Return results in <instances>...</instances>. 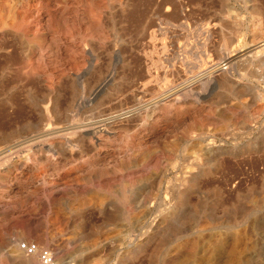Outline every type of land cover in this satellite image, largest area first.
Returning a JSON list of instances; mask_svg holds the SVG:
<instances>
[{"label":"rangeland","instance_id":"374dc122","mask_svg":"<svg viewBox=\"0 0 264 264\" xmlns=\"http://www.w3.org/2000/svg\"><path fill=\"white\" fill-rule=\"evenodd\" d=\"M76 2L77 0H49L48 3L50 5L48 9H52L50 11L54 16L67 14L66 16L69 18L72 15L70 17L71 19L74 17V12L76 16L81 15L83 12L82 7H77V5L74 6ZM104 2L107 7L110 6V0H104ZM165 2L170 3L167 5L171 7L166 5V8ZM174 2V0H124L123 6L115 3L114 6L116 7H114L112 11L115 20L111 21L110 18L107 17L108 15L104 14V30L106 29L105 32L109 38L105 41L106 44L104 43V45H100L97 38L87 40L84 38L82 32H76L78 28H80L79 22L76 20L77 17L69 23L75 27L77 26L75 32H72L71 35L57 34L54 36L56 40H59L58 44L63 53L60 50L58 53L59 55L57 54L54 59L53 57L50 59L49 56L52 55L48 53L47 57L44 59L47 63L51 61L53 64H47L48 69L53 70L52 73L57 74L59 71L63 70L66 71V73L78 72L73 70V66L67 63L68 57H66V50L68 48L75 46L80 47L82 51H87L88 53L90 50L98 56L99 68L97 67V69L99 70L96 69V71L88 77V79L90 78L88 83L93 84H89L90 87L94 86L101 77L108 75V72L112 70L111 66L113 64L111 53L119 51L118 66L114 82H111V85L109 84L107 87L109 92L108 96L111 97L109 98L107 96L108 98L104 97L96 101L93 99L95 97H90L88 92L85 93L83 90L79 89L69 78L58 80L57 83L54 82L52 86L54 92L51 97H48L50 91H48L47 84L45 85V83L38 82L35 78H30V76L26 77L24 75V69L27 66L28 60H26L18 47L16 48L17 45L12 44L14 41L11 39V36L8 35L5 37L8 41H5L4 38H0L3 42L0 41V102L4 103H0V150L5 146L3 144L4 138L6 139L8 135H11V131L12 133H16V131H27L37 123L40 111L38 104L42 105V108H45L47 105L50 114L58 115V117L63 116L65 113L71 116L89 115L97 111H104L106 114L113 112L120 113L132 108L134 109V107L147 106L146 104L149 105L154 100L156 101L158 96L163 93V90L168 89L173 92L177 91L187 87L188 84L195 81L194 79H196L197 76L204 71H209L213 66L220 65V67H224L222 65L223 59L230 53L232 54L252 44L264 42V0H180L175 4ZM71 3L73 5H70ZM34 5L35 4L32 6ZM68 14L71 15L69 16ZM44 23L45 22L42 24L44 25ZM96 42L99 45L96 44ZM85 48L87 49L85 50ZM13 52L17 56H15ZM3 53L6 54L4 55ZM60 54H62V56ZM87 58L88 56L84 53L81 58L77 59L79 60L78 64L80 66L79 72L87 68ZM157 58L158 60L161 59V63L157 61ZM163 60L164 62H162ZM165 60L168 61L165 62ZM123 63L126 64L124 65ZM157 63L158 65H156ZM66 64H68L66 67L67 69L65 68ZM162 66L164 67L161 70L159 67ZM105 68H109L108 71ZM152 68H155V71ZM102 71L103 74H101ZM17 72L19 74L18 76L21 75L20 77L17 76ZM149 77L151 78L149 79ZM157 80H159V82ZM147 84H149V86ZM38 86H40V89L38 88L39 90L37 89ZM169 86L173 88L171 89ZM160 88L163 90L159 91ZM174 88L178 89L176 90ZM110 89H112V91ZM168 90L164 93L169 92ZM78 91H80L81 95ZM144 91L147 92L145 93ZM46 92H48V95ZM185 92L186 91L176 94L177 100L175 96H173L166 100L165 103H161L156 109L158 113L155 110H152L153 112L149 111V114L141 113L142 115H138L134 117V119L132 118L125 122V125L123 123V126L118 125L116 136L112 139L113 141L111 143L109 142L111 147H104L102 150L103 162L101 165L105 166L106 163L105 169H107V167L110 169L117 163L121 166L129 157H131L132 161L138 159L137 161L140 163L143 156L142 152L148 150V154L145 151L144 156H148L150 162L146 164L147 166L144 165L142 168L139 167V169H135L128 173V177L118 176L119 178L117 179H103L96 181L97 183L94 181L93 184H89V179L87 177L89 169L86 161L95 159L93 158L95 150L87 141L82 144L83 148L81 150L83 151V155L81 156L79 151H75V153L71 154L65 150H56L55 152L49 153L50 155L39 152L35 155L27 151H25V153L23 152V156L21 155V157L29 159L24 163L26 167L24 165L22 167L23 170L19 169L13 172L14 174H12L10 178L12 179V183L8 182L7 184L6 181L0 178V187L3 186V188H0L2 190H0V193L3 192L2 194L5 197L2 200L0 199V240L3 237H14L15 233L23 231L27 234L28 240L32 243L37 245L41 243L43 249L51 248L58 251H56L57 254L54 252L55 258L58 256L55 264H62L63 262L69 261H74L75 264H264V63H238L235 69L232 70V76L230 75L228 80L221 76L216 78V82L214 83L206 84L205 86L196 85L193 92ZM154 94H158L156 95L157 97ZM101 105L103 107H101ZM56 108L58 110H56ZM120 108L122 109L119 110ZM159 109L162 110L160 111ZM177 110H181L185 113L183 116L178 117L179 119L175 117V112ZM18 113L21 116L17 115ZM28 115H30V117ZM200 119L205 120L204 126L201 125V123L195 124L201 121ZM20 121H22V123ZM154 125L155 129L153 127ZM157 127L159 131H156ZM116 137L118 138L116 139ZM119 138L136 140L135 142L141 145L140 148L142 152L136 154L130 152L126 156L125 150L120 147ZM115 140H118V143ZM114 142H116V144ZM115 145H118V147ZM204 148H211L213 150L214 153L212 157H214V159H209L208 161L207 157L203 156L204 152L202 150ZM115 154L116 156H114ZM73 157L74 159L78 157V159L74 160ZM48 160H50V164H48ZM106 160L108 162H106ZM71 161H75L77 164ZM163 162L167 165H164ZM3 164L4 163L0 164V176L9 175L8 170L5 168L6 165L4 166ZM70 164L72 165L70 166ZM73 164L76 166L73 167ZM34 166L35 169L33 171ZM152 167H154V169ZM54 168L55 171H53ZM43 169L46 171H43ZM204 169H206V174L208 171V175L198 174L200 170ZM59 170L63 172L60 173L61 171ZM82 171H86V174ZM33 172L36 175H34ZM181 172H187L185 176L188 177L190 175L201 176L198 177V180L194 183L196 189L186 194L188 195L186 196V199L188 198L186 202L188 203L182 206L180 213L181 219L184 220L183 222H185V224H183V226L180 225L182 227L169 224L170 226L168 225L163 229V234L156 231V227L149 228L148 231L150 233H157L155 235L156 238L154 237L153 242L147 246L148 248L142 246L141 248L143 249L139 250L136 253L137 255H132L130 253L131 246L129 241H119L120 237L125 236L131 231V225L128 223L127 216L124 213V205L129 202L137 204L142 196V198H147V200L149 198L148 201H150L151 204L149 203L148 206H151L153 209V218L158 215L166 214V209H170L172 206L180 203L175 200V194L169 191L167 187L170 181L176 179L174 177H181ZM30 173L31 176H29ZM64 174L68 177V181L70 182L67 180H59V177ZM33 175L34 177H32ZM79 177L81 180H79ZM137 177L139 180H137ZM208 177L212 179L210 180ZM48 178L49 180H47ZM13 180L15 181L13 182ZM205 181L207 183H205ZM15 182L17 183L15 184ZM116 182H118V186L111 187V185H115ZM209 182L211 185L213 183L215 188H213V185L209 187L211 186ZM41 184L42 186H40ZM10 185L14 186V188L18 186L22 187L23 190H18L19 192H15V195H9L7 187ZM23 187L26 188L24 189ZM64 191L68 193V195ZM63 197L65 199H63ZM14 198L16 199L15 201ZM57 199L61 200L62 203L60 211L55 208ZM19 200L24 201L20 202ZM100 201L105 203L104 208L102 207L104 212L102 215L95 207L96 203H101ZM113 201L118 203V211L122 216V220L119 219L118 224L113 221L112 210L109 206ZM82 202L90 204L82 206ZM81 209L82 212L80 211ZM59 213H61L62 216H60ZM24 215L27 218L30 217L28 219H32L37 228H30L28 222L22 219ZM171 215L172 214H169V216ZM33 216L36 217L34 218ZM19 220L22 221L20 222ZM72 220L74 221L72 222ZM12 222L14 224H12ZM20 226L24 227L27 231H24ZM60 226L63 230L60 229ZM117 227L118 229H116ZM20 228H22L21 231ZM115 230H118V236H120L118 239L117 255L113 253L115 247L110 241L104 242L100 240V242L96 244H99L98 246L95 245V247L92 245L95 241L93 240L92 242V239H95L99 234H113L112 232ZM10 232L11 235L9 234ZM144 232L145 229L140 230L139 234H143ZM31 233L33 235H31ZM139 240H141V238H139ZM61 251L63 252V256ZM5 253L6 251L3 253L0 252V264H18L13 263L12 260L9 261L10 258H8Z\"/></svg>","mask_w":264,"mask_h":264},{"label":"bare ground","instance_id":"6f19581e","mask_svg":"<svg viewBox=\"0 0 264 264\" xmlns=\"http://www.w3.org/2000/svg\"><path fill=\"white\" fill-rule=\"evenodd\" d=\"M52 1V0H50ZM55 1V0H54ZM67 1V0H66ZM69 1V0H68ZM169 1V0H168ZM174 4L175 3H178V1L180 0H174ZM49 0H0V38H4L7 37L8 35L11 36V39H13L14 43L12 44H16V48L18 47V49L21 51V53L24 55V57L26 58V60H28V63H27V66L25 67L24 69V75L26 77L30 76V78H35L38 82H43L45 83V85L47 84V87H48V91H50L49 95L47 94L48 92H46V94L48 95V97H51L52 93L54 92V88L52 89V86H53V83H57L58 80H62L63 78H69L72 80V82L74 84L77 85V87L81 90H83L85 93L88 92L89 96L90 97H95L93 99L96 100H99V99H102V98H106L108 96V89L107 87L109 86V84L111 82H114V78H115V75H116V70H117V66H118V52L117 51H114L113 53H111V57L113 59V64L111 66L112 70L110 72H108V75L105 77H101L99 79V81L94 85V86H91L90 85H93V84H90L88 83V77H90L94 71H96L97 67H98V59L95 55V53L93 51H90L87 53L82 51V49L80 47H71V48H68L66 50V57L67 58V63H69L71 66H73V70H76L78 71L77 73H66V71H59L57 74L55 73H52L53 70L52 69H48V65L49 63H51V61L49 63L46 62V60H44L46 57H47V54H51L52 56H49L50 59L55 56H57V54L59 53V51L61 50L60 47H59V44H58V39L56 40V37H54L55 35L57 34H69L71 35L72 32H75L77 29L74 25H70L69 23L72 22V20L77 17V21L79 22V26L80 28H78V30L76 32H82L83 35H84V38L85 39H94V38H97L100 45H104L105 41L108 38V36L106 35V29L104 30V25H103V20H104V14H107L108 18H110L111 21H114L115 18L113 16V13L112 11L114 10V4L115 3H118L120 6H123L124 5V0H110V6L107 7L106 3L104 2V0H77L76 4L77 7H82V14L79 15V16H76L74 15L73 13V16L71 19L70 17L68 18L66 15L67 14H61L60 16H54L53 13L50 11L52 9H48L49 7ZM167 2V1H166ZM165 2V3H166ZM182 2V1H181ZM52 3V2H51ZM54 3V2H53ZM66 3V2H65ZM70 3V2H69ZM164 3V2H163ZM33 4H35L34 6H32ZM167 4H170V3H166L165 4V7ZM173 4V5H174ZM180 4V3H179ZM57 5H60V4H57ZM70 5H73L72 3ZM109 5V4H108ZM31 6V7H30ZM69 6V4H68ZM163 6V5H162ZM167 6H170V5H167ZM177 6H180V5H177ZM51 7V6H50ZM62 7V6H61ZM59 7V8H61ZM164 7V6H163ZM171 7V6H170ZM53 8V7H51ZM56 8V7H55ZM159 8H160V5H159ZM167 8V7H166ZM169 8V7H168ZM175 8V7H174ZM76 9V8H75ZM55 10V9H54ZM125 10V9H124ZM77 11V10H76ZM170 11V10H169ZM79 12V10H78ZM65 13V12H64ZM117 13V12H115ZM114 13V15H115ZM36 14V16H35ZM79 14V13H78ZM106 17V16H105ZM106 17V18H107ZM116 17V15H115ZM118 20V19H117ZM43 22L44 25L42 24ZM75 22V21H74ZM117 23V22H116ZM42 24V25H41ZM113 24V23H111ZM168 24V23H167ZM109 26V25H108ZM114 26V25H113ZM112 27V26H111ZM174 27V26H173ZM106 28V26H105ZM110 28V27H109ZM178 28V26H177ZM116 29V28H115ZM114 29V31H115ZM118 29V27H117ZM174 29V28H173ZM44 31V33H43ZM78 34V33H77ZM76 34V35H77ZM113 36V35H112ZM76 37V36H75ZM79 37V36H78ZM111 37V36H110ZM112 38V37H111ZM167 38V37H166ZM7 39H5L6 41ZM71 40V39H69ZM77 40V39H76ZM86 40V41H87ZM1 41V40H0ZM8 41V40H7ZM12 41V40H11ZM78 41V40H77ZM96 41V40H95ZM2 42V41H1ZM61 42V41H60ZM69 42V41H68ZM83 42V40H82ZM3 43V42H2ZM5 43V42H4ZM109 43V42H108ZM256 43V42H255ZM8 44V43H7ZM69 44V43H68ZM96 44H98L96 42ZM106 44V43H105ZM3 45V44H2ZM62 45V44H61ZM67 45V44H66ZM70 45V44H69ZM75 45V44H73ZM99 45V44H98ZM4 46V45H3ZM8 46V45H7ZM13 46V45H12ZM113 46V44H112ZM111 46V47H112ZM118 46V45H117ZM1 47V45H0ZM98 47V46H97ZM100 47V46H99ZM108 47V46H107ZM93 48V47H92ZM2 49V48H1ZM4 49V48H3ZM87 48H85L86 50ZM97 49V48H96ZM115 49V47H114ZM118 49V48H117ZM7 50V49H6ZM103 50V49H102ZM106 50V49H105ZM17 51V50H16ZM15 51V53H16ZM62 51V50H61ZM9 52V51H8ZM12 52V51H11ZM99 52V51H98ZM14 53V52H13ZM14 53V55H15ZM63 53V51H62ZM87 55L88 58H87V63H88V66H86L87 68L84 70V71H80V66H79V60H77L78 58H81L82 57V54L84 55ZM102 53V52H101ZM4 54V53H3ZM6 54V53H5ZM4 54V55H5ZM11 54V53H10ZM97 54V53H96ZM2 55V54H1ZM21 55V54H20ZM59 55V54H58ZM62 56V54H60ZM99 55V54H98ZM8 56V55H7ZM17 56V55H15ZM5 57V56H4ZM64 57V56H63ZM22 58V57H21ZM100 58V57H99ZM160 58V57H159ZM58 59V57H57ZM103 59V58H102ZM105 59V58H104ZM179 59V58H177ZM49 60V58H48ZM47 60V61H48ZM61 60V59H60ZM161 60V59H160ZM160 60H158L157 58V61L160 62ZM181 60V59H180ZM55 61V60H54ZM65 61V60H64ZM105 61V60H104ZM155 61V60H154ZM168 61V60H167ZM165 60V62H167ZM178 61V60H177ZM191 61V60H190ZM23 62V61H22ZM46 62V63H45ZM56 62V61H55ZM158 62V63H159ZM164 62V60L162 61ZM247 63V64H253L255 62L257 63H260V64H263L264 63V42H259L258 44H252L250 46H247L245 48H241L240 50L234 52V53H230L229 55H227L224 59H223V63L222 65L224 67H220V65H217V66H213V68L209 69V71H204L202 72V74H200L199 76L196 77V79H194L191 84H188L187 87H184V88H181L177 91H168L167 93H164L166 92L165 90L159 89L160 90H163V93L161 95L158 96V98L156 99V101L154 102H151L149 105L146 104L147 106H139L137 108L134 107V109H129L127 111H123V112H113V113H108L106 114L104 111H97V112H93L89 115H76V116H71L70 114L68 113H65L63 116L61 117H58V115H51L50 114V111H49V108L46 107L45 108H42V105L38 104V108H40V111H39V115H38V121L37 123L32 127L30 128L29 130L27 131H16V133H12L11 131V135H8V137L5 139L4 138V142L3 144L5 146H3V148H1L0 150V164L4 163L3 165L5 166V168L8 170V173L9 175H3V176H0L1 179H3V181H6L7 184L8 182H11L12 179L11 176L12 174H14L13 172L16 171V170H19V169H22V167L25 165L24 163L28 161L29 158L25 159V158H22L21 155L22 153L25 151L29 152V153H32V154H37L38 152L39 153H44V154H48L50 155L49 153H52V152H55L56 150H65V151H68L70 152L71 154L78 152L79 151V154L80 156L83 155V151L81 150L83 147H82V144L87 141L90 146L95 150V154L93 155V160H88L86 161L87 163V166H88V169H85V170H88V179H89V184H93L94 181H98V180H103V179H117L119 177H128V173H130L131 171L135 170V169H139V167L142 168V166L146 165L147 163H149V159H148V156H144V152L141 151V145L138 143V142H135L133 139H130V140H127V139H120L119 138V144H120V147H122V149L125 150V154L127 156L128 153H140L142 152L143 156L141 158V162L139 163V161L135 160V161H132L131 157L127 158L123 164L118 165V163L113 166L112 168L108 169H105L104 167L106 166V163H105V166L101 165V163L103 162V157H102V150L104 147H109V142L111 143L113 140V138L116 136L117 132V127L118 125H122V123L124 124L125 122L129 121L130 119H134V117L138 116V115H142L143 113H148L149 111H152V110H155L157 112V108L160 106L161 103H165L166 100L170 99L171 97L175 96L176 94H178L179 92H184L186 91L185 93H191L194 91L195 89V86L196 85H202V86H205L206 84H211V83H214L216 82V78L218 77H223V78H226L228 80V78L230 77V75L232 76V70L235 69V66L236 64L238 63ZM62 63V62H61ZM100 63V62H99ZM158 63L156 65H158ZM161 63V62H160ZM178 63V62H177ZM180 63V62H179ZM220 63V64H221ZM48 64V65H47ZM52 64V63H51ZM56 64V63H55ZM124 64V63H123ZM126 64V63H125ZM124 64V65H125ZM168 64H171V63H168ZM25 65V63H24ZM53 65V64H52ZM60 65V64H59ZM69 65V66H70ZM83 65V64H82ZM100 65V64H99ZM121 65V64H120ZM161 65V64H160ZM159 65V66H160ZM19 66V65H18ZM55 66V65H54ZM53 66V67H54ZM68 66V64H66L65 68ZM155 66V65H154ZM165 66V64H164ZM159 67L162 68L164 67ZM242 66V65H241ZM59 67V66H57ZM63 67V66H62ZM108 67V66H107ZM122 67V66H121ZM124 67V66H123ZM166 67V66H165ZM198 67V66H197ZM22 68V66H21ZM99 68V67H98ZM110 68V67H109ZM108 68V69H109ZM156 68V67H155ZM155 68H152L154 69L155 71ZM184 68V67H183ZM10 69V68H9ZM61 69V68H60ZM67 69V68H66ZM65 69V70H66ZM107 69V68H105ZM107 69V71H108ZM157 69V68H156ZM165 69V68H164ZM163 69V71H164ZM174 69V68H173ZM20 70V69H18ZM62 70V69H61ZM99 70V69H97ZM104 70V69H103ZM151 70V69H150ZM177 70V69H176ZM179 70V69H178ZM5 71V70H4ZM172 71V70H171ZM69 72V70H68ZM13 73V72H11ZM23 73V72H22ZM101 73V72H100ZM105 73V71H104ZM166 73V72H165ZM194 73V72H192ZM220 73V74H219ZM97 74V73H96ZM103 74V71L102 73ZM106 74V73H105ZM152 74V73H151ZM158 74V73H157ZM161 74V73H160ZM18 72H17V76H18ZM155 75V74H154ZM159 75V74H158ZM162 75V74H161ZM164 75V74H163ZM21 76V75H20ZM18 76V77H20ZM94 76V75H93ZM152 76V75H151ZM156 76V75H155ZM180 76V75H179ZM16 77V76H15ZM8 78V77H7ZM96 78V77H95ZM151 77H149L150 79ZM21 79V78H20ZM117 79V78H116ZM148 79V80H149ZM157 79V77H156ZM23 80V79H22ZM32 80V79H30ZM70 80V81H71ZM94 80V79H93ZM160 80V79H159ZM159 80H157L159 82ZM17 81V80H16ZM28 81V80H27ZM156 81V82H157ZM170 81V80H169ZM19 82V81H18ZM32 82V81H31ZM60 82V81H59ZM58 82V83H59ZM62 82V81H61ZM68 82V81H67ZM91 82V81H90ZM96 82V81H95ZM147 82V80H146ZM164 82V81H162ZM27 83V82H26ZM34 83V82H33ZM66 83V82H65ZM64 83V84H65ZM93 83V82H92ZM226 83V82H225ZM19 84V83H18ZM63 84V85H64ZM90 84V85H89ZM143 84V83H142ZM145 84V83H144ZM154 84V83H153ZM162 84V83H161ZM159 84V85H161ZM167 84V83H166ZM33 85H36V84H33ZM38 85V84H37ZM60 85V84H59ZM70 85V84H69ZM111 85V84H110ZM141 85V84H140ZM149 86V84H147ZM158 85V84H157ZM113 86V85H112ZM111 86V87H112ZM164 86V85H163ZM183 86V85H182ZM185 86V85H184ZM2 87V86H1ZM15 87V86H14ZM40 86L37 87V89L39 88ZM24 88V87H23ZM31 88V87H30ZM61 88V87H60ZM140 88V87H139ZM143 88V87H142ZM152 88V87H151ZM159 88V87H158ZM165 88V87H164ZM167 88V87H166ZM169 88H171L169 86ZM173 88V87H172ZM171 88V89H172ZM22 89V88H21ZM40 89V88H39ZM38 89V90H39ZM59 89V88H58ZM149 89V88H148ZM28 90V89H27ZM72 90V89H71ZM112 91V89H110ZM143 90V89H142ZM74 91V90H72ZM139 91V90H138ZM156 91V90H155ZM31 92V91H29ZM79 94H80V91H78ZM141 92V91H140ZM145 92V91H144ZM147 92V91H146ZM145 92V93H146ZM149 92V91H148ZM17 93V92H15ZM45 93V92H44ZM43 93V94H44ZM61 93V92H60ZM72 93V92H71ZM114 93H115V90H114ZM117 93V92H116ZM138 93V92H137ZM143 93V92H142ZM158 93V92H157ZM183 93V94H185ZM197 93V92H196ZM63 94V93H62ZM118 94V93H117ZM152 94V93H151ZM160 94V93H158ZM156 94V95H158ZM32 95V94H31ZM81 95V94H80ZM110 95V94H109ZM112 95V94H111ZM149 95V93H148ZM155 95V94H154ZM155 95V96H156ZM9 96V95H8ZM72 96V95H71ZM12 97V96H11ZM25 97V96H24ZM34 97V96H33ZM53 97V96H52ZM65 97V96H64ZM83 97V95H82ZM109 97V96H108ZM107 97V98H108ZM111 97V96H110ZM109 97V98H110ZM115 97V96H114ZM153 97V96H152ZM157 97V96H156ZM179 97V96H178ZM55 98V97H54ZM53 98V99H54ZM63 98V97H62ZM70 98V97H69ZM74 98V97H73ZM81 98V97H80ZM116 98V97H115ZM134 98V97H133ZM143 98V97H142ZM149 98V97H148ZM147 98V99H148ZM154 98V97H153ZM176 100H177V97L175 96ZM75 99V98H74ZM84 99V98H83ZM145 99V98H143ZM2 100V99H1ZM61 100V99H60ZM70 100V99H69ZM55 101V100H54ZM78 101V100H77ZM104 101V99H103ZM107 101V100H106ZM137 101V100H136ZM135 101V102H136ZM6 102V101H5ZM34 102V100H33ZM39 102V101H38ZM58 102V101H57ZM82 102V101H81ZM94 102V101H93ZM121 102V101H120ZM149 102V101H148ZM2 103V102H0ZM41 103V102H40ZM62 103V102H61ZM84 103V102H83ZM100 103V102H99ZM142 103V102H141ZM199 103V102H198ZM4 104V103H2ZM30 104V103H29ZM103 104V103H102ZM121 104V103H120ZM31 105V104H30ZM59 105V104H58ZM69 105V104H68ZM68 105H65V106H68ZM143 105V104H142ZM166 105V104H165ZM13 106V105H12ZM123 106V104H122ZM14 107V106H13ZM37 107V106H36ZM54 107V106H53ZM79 107V106H78ZM101 107H103L101 105ZM107 107V106H106ZM112 107V106H111ZM165 107V106H164ZM163 107V108H164ZM9 108V107H8ZM7 108V109H8ZM65 108V107H64ZM109 108V106H108ZM124 108V107H123ZM161 108V107H160ZM196 108V107H195ZM16 109V108H15ZM34 109V108H33ZM72 109V108H70ZM78 109V108H77ZM89 109V108H88ZM122 108H120L119 110H121ZM56 110H58L56 108ZM55 110V111H56ZM62 110V109H61ZM117 110V109H116ZM160 110V109H159ZM162 110V109H161ZM160 110V111H161ZM182 110V109H181ZM181 110H177L175 113H176V116L175 117H180V116H183V114H185L183 111ZM259 110V109H258ZM1 111V109H0ZM3 111V110H2ZM5 111V110H4ZM8 111V110H7ZM32 111V110H31ZM96 111V110H94ZM190 111V110H189ZM11 112V110H10ZM13 112V111H12ZM63 112V111H62ZM75 112V111H73ZM72 112V114H73ZM77 112V111H76ZM89 112V111H88ZM153 112V111H152ZM27 113V112H26ZM32 113V112H31ZM30 113V114H31ZM37 113V112H36ZM142 113V114H141ZM158 113V112H157ZM166 113V112H165ZM193 113V112H192ZM260 113V112H259ZM12 114V113H10ZM21 114V113H20ZM87 114V113H86ZM149 114V113H148ZM147 114V115H148ZM154 114V113H153ZM7 115V114H6ZM19 115V113L17 114ZM16 115V116H17ZM26 115V114H25ZM33 115V114H32ZM31 115V116H32ZM152 115V114H151ZM157 115V114H156ZM205 115V114H204ZM21 116V115H19ZM23 116V115H22ZM27 116V115H26ZM30 117V115H28ZM7 117V116H6ZM140 117V116H139ZM33 118V117H32ZM15 119H20V118H15ZM23 119V118H22ZM146 119V118H145ZM179 119V118H178ZM144 120V119H143ZM201 121L195 123V124H199L201 123V125L204 126V123H205V120L203 119H200ZM134 121V120H133ZM197 121V119H196ZM22 123V121H20ZM19 122V123H20ZM195 122V121H194ZM29 123V122H28ZM10 125V124H9ZM14 125V124H13ZM125 125V124H124ZM127 125V124H126ZM11 126V125H10ZM17 126V125H16ZM15 126V127H16ZM157 126V125H156ZM196 126V125H194ZM120 127V126H119ZM154 129H155V125L153 126ZM191 127V126H190ZM24 128V127H23ZM20 129V128H19ZM22 129V128H21ZM153 131V129H152ZM156 131H159L158 130V127H157V130ZM122 132V131H120ZM155 132V131H154ZM186 132V131H185ZM119 133V132H118ZM151 133V132H150ZM157 134H159L158 132H155ZM146 135V134H145ZM155 135V134H154ZM193 135V134H192ZM197 135V134H196ZM144 136V135H143ZM147 136V135H146ZM190 136V135H189ZM200 136V135H199ZM3 137V136H2ZM123 137V136H122ZM127 137V136H126ZM131 137V136H130ZM155 137V136H154ZM118 137H116L117 139ZM144 138V137H143ZM198 138V137H197ZM135 139V138H134ZM138 139V138H137ZM142 139V138H141ZM211 139V138H210ZM1 140V139H0ZM144 140V139H143ZM155 140V139H154ZM187 140V139H186ZM117 143H118V140H115ZM147 141V140H146ZM145 141V142H146ZM195 141V140H194ZM208 141H211V140H208ZM213 141V140H212ZM116 142H114L116 144ZM193 142V141H192ZM208 143V142H207ZM142 144V142H141ZM150 145V144H148ZM187 145V144H186ZM86 146V144H85ZM89 146V145H88ZM116 146V145H115ZM146 146V145H145ZM111 147V146H110ZM118 147V145L116 146ZM144 147V146H142ZM85 148V147H84ZM90 149V148H89ZM150 149V148H149ZM153 149V148H152ZM88 150V149H87ZM86 150V151H87ZM117 150V149H116ZM201 150V149H200ZM199 150V151H200ZM198 151V152H199ZM204 153H203V156L204 157H207L208 161L209 159H214V157H212L213 155V150L211 148H204L202 150ZM218 151V150H217ZM235 151V150H234ZM109 152V151H108ZM123 152V151H122ZM148 152V150L146 151V153ZM154 152V151H153ZM111 153V152H110ZM114 153V152H113ZM121 153V151H120ZM202 153V152H201ZM233 153V152H232ZM243 153V152H242ZM241 153V154H242ZM246 153V152H245ZM67 154V153H65ZM109 154V153H108ZM112 154V153H111ZM122 154V153H121ZM148 154V153H147ZM146 154V155H147ZM200 154V153H198ZM220 154V153H219ZM222 154V153H221ZM231 154V153H229ZM244 154V153H243ZM43 155V154H42ZM57 155V154H56ZM55 155V156H56ZM87 155V154H86ZM89 155V154H88ZM91 155V154H90ZM158 155V154H157ZM238 155V154H237ZM23 156V155H22ZM27 156V155H26ZM52 156V155H51ZM64 156V155H63ZM116 156V154L114 155ZM136 156V155H135ZM155 156V154H154ZM199 156V155H198ZM202 156V157H203ZM240 156V155H239ZM48 157V156H47ZM46 157V158H47ZM112 157V156H111ZM118 157V155H117ZM121 157V155H120ZM123 157V155H122ZM137 157V156H136ZM140 157V156H139ZM151 157V156H150ZM149 157V158H150ZM156 157V156H155ZM166 157V156H165ZM51 158V157H50ZM110 158V157H109ZM119 158V157H118ZM125 158V157H124ZM134 158V157H133ZM154 158V157H153ZM159 158V157H158ZM164 158V157H163ZM48 159V158H47ZM68 159V157H67ZM70 159V158H69ZM74 159V157H73ZM76 160L78 159L75 158ZM74 159V160H75ZM85 159V158H84ZM105 159V158H104ZM113 159V158H112ZM122 159V158H120ZM41 160V159H40ZM44 160V159H43ZM114 160V159H113ZM118 160V159H116ZM151 160V158H150ZM161 160V159H160ZM199 160V159H198ZM202 160V159H201ZM62 161V160H61ZM110 161V159H109ZM163 161V160H162ZM161 161V162H162ZM166 161V160H165ZM205 161V160H203ZM56 162V161H55ZM54 162V163H55ZM70 162V161H69ZM71 162H75V161H71ZM106 162H108L106 160ZM118 162V161H117ZM121 162V161H120ZM169 162V161H168ZM199 162V161H198ZM41 163V162H40ZM50 160H48V164H50ZM64 163V162H63ZM76 163V162H75ZM164 163V162H163ZM186 163V162H185ZM210 163V162H209ZM28 164V163H27ZM47 164V165H48ZM60 164V163H59ZM69 164V163H68ZM77 164V163H76ZM104 164V163H103ZM111 164V163H110ZM162 164V163H160ZM166 163H164L165 165ZM175 164V163H174ZM200 164V163H199ZM202 164V162H201ZM39 165V164H38ZM46 165V164H45ZM72 164H70L71 166ZM108 165V163H107ZM112 165H113V162H112ZM163 165V166H164ZM167 165V164H166ZM41 166V165H40ZM52 166V165H51ZM61 166V165H60ZM76 166V165H75ZM74 164H73V167H75ZM110 166V165H109ZM120 166V167H118ZM147 166V165H146ZM156 166V165H155ZM158 166V165H157ZM181 166V165H180ZM190 166V165H188ZM201 166V165H200ZM26 167V165H25ZM56 167V166H55ZM59 167V166H58ZM198 167V166H197ZM202 167V166H201ZM37 168V167H36ZM154 169V167H152ZM186 168V167H185ZM189 168V167H188ZM193 168V167H192ZM199 168V167H198ZM208 168V167H207ZM29 169H30V165H29ZM32 169V167H31ZM35 169V166L33 168V171ZM50 169V168H49ZM58 169V168H57ZM183 169V168H182ZM203 169V168H201ZM209 169H212V168H209ZM23 170V169H22ZM64 170V169H63ZM79 170V169H78ZM150 170V169H149ZM157 170V168H156ZM161 170V169H160ZM170 170V169H169ZM187 170V169H186ZM189 170V169H188ZM193 170V169H192ZM191 170V171H192ZM197 170V169H196ZM194 170V171H196ZM31 171V170H30ZM43 171H46L43 169ZM55 171V168L54 170ZM61 171L60 173H62L63 171L62 170H59ZM144 171V170H143ZM153 171V170H152ZM163 171V170H161ZM171 171V170H170ZM198 171V170H197ZM210 171V170H209ZM26 172V171H25ZM32 172V171H31ZM84 172V171H82ZM81 172V173H82ZM86 172V171H85ZM84 172V173H85ZM135 172V171H134ZM151 172V171H150ZM168 172V171H167ZM177 172V171H176ZM190 172V171H189ZM188 172V173H189ZM214 172V171H212ZM43 173V172H42ZM50 173V172H49ZM57 173V172H56ZM59 173V172H58ZM65 173V171H64ZM141 173V172H139ZM147 173V172H146ZM152 173V172H151ZM182 174H180L181 177H174L176 179H173L172 181L169 182V186L167 187L169 191L173 192V194H175V200L179 201L180 203L179 204H176L174 206H172L170 209H166V214H162V215H158L156 217L153 218L152 216V213H153V209L151 208V206H148L150 201L149 198L147 200V198H142L141 196V199L137 202V204L135 203H127L126 205H124V213L125 215L127 216V220H128V223H130L131 225V231H129L128 234H126L125 236L123 237H120L118 236V230L115 232H112L113 234H108V233H102V234H99L95 239H92V242L93 240L94 243L92 245H96L98 242H100V240L102 241H110L114 244V251L113 253H115V255L118 254V239L120 237V240L119 241H129L130 243V246H131V251L130 253L132 255H135L139 250H142L143 248H141L142 246L144 247H147L148 245L151 244V242H153L154 240V237L157 233H153L152 232L150 233L148 231L149 228H152V227H156L157 230L156 231H159L161 232V234H163V229L165 227H167L169 224H172V225H175L176 227L179 226V227H182L183 224H185V222H183L184 220L181 219V210H182V206L186 205L188 202H186V195L187 192L189 191H192V190H195L196 187L194 185V183L198 180V177H201L200 175L203 174V175H208V171H207V174H206V169L204 170H200V172L198 174H200L199 176L198 175H190L189 177L188 176H185L186 173H183L181 172ZM193 173V172H192ZM191 173V174H192ZM34 174V172H33ZM53 174V173H52ZM79 174V173H77ZM86 174V173H85ZM133 174V173H132ZM136 174V173H135ZM142 174V173H141ZM145 174V173H143ZM149 174V173H147ZM194 174V173H193ZM29 175V174H28ZM36 175V174H34ZM34 175L32 177H34ZM39 175V174H38ZM83 175V174H82ZM131 175V174H129ZM163 175V174H162ZM31 176V173L30 175ZM56 176V175H55ZM75 176V175H74ZM81 176V175H80ZM119 176V177H118ZM149 176V175H148ZM166 176V175H165ZM170 176V174H169ZM173 176V175H172ZM197 176V177H196ZM213 176V174H212ZM27 177V176H25ZM52 177V176H51ZM57 177V176H56ZM78 177V176H76ZM82 177V176H81ZM130 177V176H129ZM132 177V176H131ZM152 177V176H151ZM168 177V176H167ZM207 177V176H206ZM211 177V176H210ZM210 177H208L210 179ZM37 178V177H36ZM70 178V176H69ZM80 178V177H79ZM84 178V177H82ZM147 178V177H146ZM166 178V177H165ZM172 178V177H171ZM21 179V178H20ZM24 179V178H23ZM35 179V178H34ZM58 179V178H57ZM72 179V178H71ZM70 179V180H71ZM76 179V178H75ZM168 179V178H167ZM205 179V178H204ZM212 179V178H211ZM210 179V180H211ZM215 179V178H214ZM26 180V179H25ZM29 180V178H28ZM49 180V178L47 179ZM52 180V179H51ZM59 180L63 181V180H67L68 181V177L64 174L63 176H60L59 177ZM73 180V179H72ZM81 180V178L79 179ZM129 180V179H128ZM127 180V181H128ZM137 180L138 177H137ZM148 180V179H147ZM206 180V179H205ZM15 180H13L14 182ZM38 181V180H37ZM36 181V182H37ZM66 181V182H67ZM78 181V180H77ZM76 181V182H77ZM117 181V180H115ZM126 181V180H125ZM124 181V182H125ZM130 181V180H129ZM55 182V181H53ZM57 182V180H56ZM70 182V181H68ZM67 182V183H68ZM73 182V181H71ZM104 182V181H103ZM131 182V181H130ZM200 182V181H199ZM213 182V181H212ZM3 183V182H2ZM12 183V182H11ZM17 182H15L16 184ZM20 183V182H19ZM23 183V182H22ZM25 183V182H24ZM35 183V181H34ZM47 183V181H46ZM66 183V184H67ZM97 183V182H96ZM133 183H134V180H133ZM205 183H207L205 181ZM210 183V182H209ZM63 184V183H62ZM71 184V183H70ZM73 184V183H72ZM76 184V183H75ZM125 184V183H124ZM130 184V183H129ZM137 184V183H136ZM6 185V184H5ZM14 185V184H12ZM26 185V184H25ZM51 185V184H50ZM78 185V184H77ZM201 185V184H200ZM204 185V184H203ZM202 185V186H203ZM211 185V183L209 184ZM213 185V183H212ZM209 186V187H212ZM7 186V185H6ZM29 186V185H28ZM37 186V184H36ZM42 186V184L40 185ZM80 186V185H79ZM91 186V185H89ZM95 186V185H94ZM105 186V185H104ZM114 186H118V182H116L115 185H111V187ZM206 186V185H205ZM208 186V184H207ZM214 186V185H213ZM30 187H31V184H30ZM53 187V186H52ZM63 187V186H61ZM70 187V186H69ZM101 187V186H100ZM0 188H3L0 187ZM8 189V194L11 195V194H14L15 192L17 193L18 190H21L22 187H16L14 188V186H8L7 187ZM24 188V187H23ZM26 188V187H25ZM24 188V189H25ZM36 188V187H35ZM44 188V187H43ZM67 188V187H66ZM89 188V187H88ZM97 188V187H96ZM103 188V187H102ZM203 188V187H202ZM215 188V186L213 187ZM5 189V188H4ZM3 189V191H4ZM33 189V188H32ZM38 189V188H37ZM42 189V188H41ZM54 189V188H53ZM70 189V188H69ZM114 189V188H113ZM112 189V190H113ZM207 189V188H206ZM211 189V188H210ZM1 190V189H0ZM6 190V191H7ZM23 190V189H22ZM21 190V191H22ZM34 190V189H33ZM55 190V189H54ZM58 190V189H57ZM62 190V189H61ZM65 190V189H64ZM104 190V189H103ZM116 190V189H114ZM113 190V191H114ZM2 191V190H1ZM0 191V192H1ZM27 191V190H26ZM66 191V190H65ZM64 191V192H65ZM71 191V190H70ZM87 191V190H85ZM92 191V190H91ZM118 191V190H117ZM19 192V191H18ZM28 192V191H27ZM26 192V193H27ZM30 192V190H29ZM89 192V191H88ZM103 192V191H102ZM194 192V191H193ZM3 193V192H2ZM0 193V199L2 200L4 197V195ZM5 193V192H4ZM22 193V192H21ZM66 193V192H65ZM95 193V192H94ZM118 193V192H117ZM195 193V192H194ZM198 193V192H197ZM20 194V193H19ZM18 194V195H19ZM28 194V193H27ZM30 194V193H29ZM34 194V192H33ZM32 194V195H33ZM64 194V193H63ZM62 194V195H63ZM68 195V193H66ZM65 194V195H66ZM71 194V193H70ZM97 194V193H96ZM95 194V195H96ZM116 194V192H115ZM114 194V195H115ZM192 194V193H191ZM15 195V194H14ZM16 195V196H18ZM54 195V194H53ZM31 196V195H30ZM60 196V195H59ZM58 196V197H59ZM140 196V195H139ZM149 196V195H148ZM151 196V195H150ZM23 197V195H22ZM21 197V198H22ZM25 197V196H24ZM33 197V196H32ZM56 197V198H58ZM61 197V196H60ZM65 197V196H64ZM63 197V199H65ZM55 198V200H56ZM136 198V197H135ZM26 199H27V196H26ZM35 199V198H34ZM42 199V198H41ZM60 199V198H59ZM57 199V202L55 203V208L58 209V211H60V207L62 205L61 203V200ZM139 199V198H138ZM16 199L14 198V201ZM29 200V199H28ZM50 200V199H49ZM92 200V199H91ZM90 200V201H91ZM104 200V199H103ZM107 200V199H106ZM6 201V200H5ZM20 201V200H19ZM21 201H24V200H21ZM20 201V202H21ZM33 201V200H32ZM86 201V200H85ZM111 201V200H110ZM8 202V201H7ZM11 202V201H10ZM29 202V201H28ZM37 202V201H36ZM55 202V201H54ZM101 203H96V208L100 211L99 213L102 215L104 212H103V208H104V202L100 201ZM152 202V201H151ZM50 203V202H49ZM81 203V202H80ZM79 203V204H80ZM83 203V202H82ZM108 203V202H106ZM16 204V203H15ZM19 204V202H18ZM45 204V203H44ZM89 205L90 203H83L82 206H85V205ZM151 204V203H150ZM5 205V203H4ZM42 205V204H41ZM64 205V204H63ZM163 205V204H161ZM7 206V205H6ZM39 206V205H38ZM81 206V207H82ZM111 207V210H112V219L113 221L118 224V220L122 218V216L120 215V212L118 211V203L117 202H114L113 203H110L109 205ZM15 207V206H14ZM47 207V206H46ZM80 207V205H79ZM90 207V206H89ZM88 207V208H89ZM103 207V208H102ZM150 207V208H148ZM160 207V206H159ZM166 207V206H165ZM38 208V207H37ZM77 208V207H76ZM22 210V209H21ZM41 210V208H40ZM96 210V209H95ZM106 210V209H105ZM120 210V209H119ZM82 212V209L80 210ZM107 211H108V208H107ZM106 211V212H107ZM164 211V212H165ZM26 212V211H25ZM79 212V211H78ZM155 212V211H154ZM18 213V212H17ZM20 214V212H19ZM25 214V213H24ZM33 214V213H32ZM60 216H62L61 213H59ZM78 214V213H77ZM98 214V215H100ZM169 214H172L171 216H169ZM76 215V214H75ZM23 220H25L26 222H28V226L32 229L34 228H37V226L35 227V223L32 219H28L30 217H25L22 216ZM34 217V216H33ZM36 217V216H35ZM34 217V218H35ZM100 217V216H99ZM103 217V216H102ZM106 217V216H104ZM20 218V217H19ZM18 219V218H17ZM65 219V218H64ZM102 219V218H101ZM99 219V220H101ZM56 220V219H55ZM62 220V219H61ZM104 220V219H102ZM101 220V221H102ZM122 220V219H121ZM20 221V220H19ZM22 221V220H21ZM20 221V222H21ZM74 220H72L73 222ZM105 221V220H104ZM57 222V221H56ZM63 222V221H62ZM61 222V223H62ZM69 222V221H68ZM66 222V223H68ZM121 222V221H120ZM127 222V221H126ZM25 223V222H24ZM60 223V224H61ZM64 223V222H63ZM62 223V224H63ZM81 223V222H80ZM101 223V222H100ZM12 224H14L12 222ZM16 224V223H15ZM23 224V223H22ZM57 224V223H55ZM53 224V225H55ZM76 224V223H75ZM102 224V223H101ZM20 225V224H19ZM38 225V224H37ZM52 225V226H53ZM74 225V223H73ZM93 225V224H92ZM96 225V224H95ZM182 225V226H180ZM10 226V225H9ZM66 226V225H64ZM63 226V227H64ZM91 226V224H90ZM99 226V225H98ZM170 226V225H169ZM22 227V226H20ZM61 227V226H60ZM77 227V226H76ZM75 227V228H76ZM92 227V226H91ZM178 227V228H179ZM14 228V227H13ZM11 228V229H13ZM19 228V227H18ZM24 229V227H22ZM22 228H20V231L22 230ZM99 228V227H98ZM101 228V227H100ZM109 228V227H108ZM60 229L63 230V228L61 227ZM96 229V227H95ZM102 229V228H101ZM104 229V228H103ZM118 229V227L116 228ZM145 229V232L143 234H139L140 230H143ZM154 229V228H153ZM1 230V229H0ZM14 230V229H13ZM12 230V231H13ZM26 229H24L25 231ZM66 230V229H64ZM155 230V229H154ZM3 231V230H2ZM27 231V230H26ZM32 231V230H30ZM36 231V230H35ZM94 231V230H93ZM112 231V230H111ZM39 232V231H37ZM79 232V231H77ZM98 232V231H97ZM96 232V233H97ZM15 233V232H14ZM81 233V231H80ZM79 233V234H80ZM1 234V232H0ZM5 234V233H4ZM11 235V232L9 233ZM35 234V233H34ZM77 234V233H76ZM75 234V235H76ZM93 234V233H92ZM160 234V235H161ZM6 235V234H5ZM31 235H33L31 233ZM83 235V234H82ZM97 235V234H96ZM36 236V235H35ZM40 236V235H39ZM79 237V236H78ZM87 237V236H86ZM160 237V236H159ZM38 238V237H37ZM73 238V236H72ZM139 238H141V240H139ZM156 238V237H155ZM40 239V238H38ZM71 239V238H70ZM83 239V238H81ZM35 240V239H34ZM69 240V239H68ZM74 240V239H73ZM87 240V239H86ZM37 241V240H36ZM66 241V240H65ZM78 241V240H77ZM88 241V240H87ZM91 241V240H90ZM89 241V242H90ZM40 242V240H39ZM86 242V241H84ZM83 242V243H84ZM88 242V243H89ZM45 243V241H44ZM87 243V244H88ZM34 243H32L30 240H28L27 238V234L24 233L23 231L22 232H17L15 233L14 237L10 236V237H3L1 240H0V252H4L6 251L5 255L10 258V260H12L13 263H18V264H43L42 261H41V258H40V252L41 251H44V250H47L51 256L53 257V263L52 264H55L57 261H56V257L55 258V253L57 250L55 249H43L41 247V243H39L40 245H37V250L33 253V254H28V251L24 250L23 246L24 247H28V246H32ZM81 244V243H80ZM102 244V243H101ZM62 245V244H61ZM86 245V244H85ZM99 245V244H98ZM96 245V246H98ZM103 245V244H102ZM60 246V245H59ZM58 246V247H59ZM95 246V247H96ZM87 247V246H85ZM91 247V246H90ZM100 247V246H99ZM98 247V248H99ZM55 248V247H54ZM106 248V247H105ZM148 248V247H147ZM59 249V248H58ZM89 249V248H87ZM92 249V248H91ZM85 250V249H84ZM105 250V249H104ZM103 250V251H104ZM108 250V249H107ZM65 251V250H64ZM88 251V250H87ZM93 251V250H92ZM147 251V250H146ZM58 252V251H57ZM56 252V254H57ZM62 252V251H61ZM69 253V252H68ZM86 253V251H85ZM106 253V252H105ZM147 253V252H145ZM62 256H63V252L61 253ZM77 254V253H76ZM80 254V253H79ZM87 254V253H86ZM101 254V253H100ZM103 254V253H102ZM111 254V253H110ZM112 255V254H111ZM114 255V256H115ZM137 255V254H136ZM4 256V255H3ZM66 256V255H65ZM85 256V255H84ZM99 256V255H98ZM97 256V257H98ZM110 256V255H109ZM60 257V256H59ZM95 257V256H94ZM96 257V258H97ZM2 258V257H1ZM7 258V259H8ZM69 258V256H68ZM67 259V258H66ZM76 259V258H75ZM5 260V259H4ZM3 260V262H4ZM62 260V259H61ZM82 260V259H81ZM86 260V259H85ZM60 261V260H58ZM96 261V260H95ZM39 262V263H38ZM81 262V261H80ZM78 263V262H77ZM10 264V263H9ZM62 264H75L74 261H69V262H63ZM80 264V263H79Z\"/></svg>","mask_w":264,"mask_h":264},{"label":"built area","instance_id":"2783aa9c","mask_svg":"<svg viewBox=\"0 0 264 264\" xmlns=\"http://www.w3.org/2000/svg\"><path fill=\"white\" fill-rule=\"evenodd\" d=\"M23 248L24 250L28 251V254H33L37 250V245L33 244L32 246H28V247L23 246ZM40 258L43 264L53 263V257L47 250L40 252Z\"/></svg>","mask_w":264,"mask_h":264}]
</instances>
